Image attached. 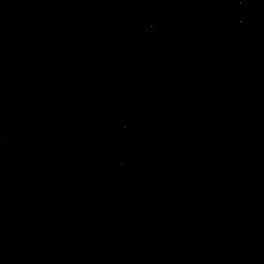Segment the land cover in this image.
I'll list each match as a JSON object with an SVG mask.
<instances>
[{
    "label": "water",
    "instance_id": "water-1",
    "mask_svg": "<svg viewBox=\"0 0 264 264\" xmlns=\"http://www.w3.org/2000/svg\"><path fill=\"white\" fill-rule=\"evenodd\" d=\"M0 264H264V0H0Z\"/></svg>",
    "mask_w": 264,
    "mask_h": 264
}]
</instances>
